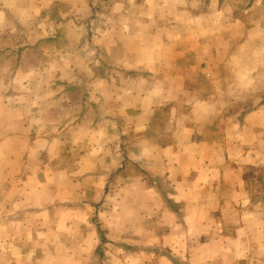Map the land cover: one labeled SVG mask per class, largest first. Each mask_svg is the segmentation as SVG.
I'll return each instance as SVG.
<instances>
[{
	"label": "crops",
	"instance_id": "0c3cea01",
	"mask_svg": "<svg viewBox=\"0 0 264 264\" xmlns=\"http://www.w3.org/2000/svg\"><path fill=\"white\" fill-rule=\"evenodd\" d=\"M251 166L264 0H0V264H68L151 196L189 258L262 264Z\"/></svg>",
	"mask_w": 264,
	"mask_h": 264
},
{
	"label": "rangeland",
	"instance_id": "374dc122",
	"mask_svg": "<svg viewBox=\"0 0 264 264\" xmlns=\"http://www.w3.org/2000/svg\"><path fill=\"white\" fill-rule=\"evenodd\" d=\"M202 54L201 56H203ZM205 61L206 58L202 57ZM215 86V85H214ZM246 176H258L262 180L264 168L251 166L247 169ZM151 196L145 214L148 218L141 220V213H135L132 229L111 228L109 225L101 232L99 239L91 236L88 242L71 247L73 256L68 264H252L248 261H225L224 245L219 238L213 240L214 255L203 246L196 254L188 256L189 245L184 239L172 237L171 229L163 225L164 216L160 203ZM148 207V209H147ZM140 217V218H139ZM143 217V216H142ZM140 219V222H136ZM161 221H160V220ZM100 219L95 217V221ZM121 229V230H120ZM128 230V232H127ZM127 232V233H126ZM175 240L176 242H173ZM87 243V244H86ZM183 243V244H182ZM86 256L85 260L77 259L80 254ZM86 253V254H85ZM214 256V257H213ZM188 258V259H187ZM260 264V262H257ZM63 264H66L65 262ZM264 264V262L262 263Z\"/></svg>",
	"mask_w": 264,
	"mask_h": 264
}]
</instances>
